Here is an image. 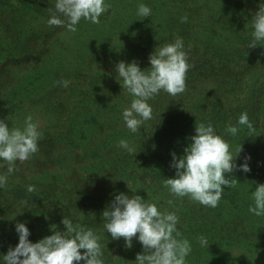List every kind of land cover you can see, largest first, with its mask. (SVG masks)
Segmentation results:
<instances>
[{"label": "trees", "instance_id": "trees-1", "mask_svg": "<svg viewBox=\"0 0 264 264\" xmlns=\"http://www.w3.org/2000/svg\"><path fill=\"white\" fill-rule=\"evenodd\" d=\"M22 3L16 7L10 0H0V49L10 51L0 61V108L10 95L6 87L13 86L22 76L28 78L30 71L37 75L42 66L37 59L43 51L50 50L45 39L43 46L31 42L33 34L41 30L47 32L44 35L47 37L63 28L50 26L52 29L48 32V25L41 29L36 27L41 17L49 18L48 9L53 7L54 0H23ZM162 4L168 9L161 18L143 23L138 38L124 41L119 47L113 45V48L92 51L86 63L74 73H57L50 78L39 98L51 105L54 119L50 129L42 132L38 152L28 161L15 162L16 170L8 177L11 183L8 192L4 187L0 188V214L10 216L4 218L9 224L25 222L32 242L50 235L54 228L64 231L62 219L66 216L74 226L84 225L96 231L105 253V264H134L136 254L143 251L142 245L135 237L130 248L125 247L123 238L113 240L103 228L102 212L119 192L147 199L154 197L160 210L174 211L179 217L177 228L181 236L178 238L191 237L196 242L203 239L208 241L206 248L209 249L212 246L210 242L224 246L233 241L227 237L224 239L221 233L236 229L233 232L238 235L241 232L244 238L236 239L240 244H237V249L242 254L238 253L234 259L239 264H258L259 258L250 259L248 255L254 253L253 247H264V216L253 219L245 215L247 212L240 206L234 215L233 226H229V218L224 220L215 215L217 210L211 211L212 207L197 206L196 201L187 196L172 194L165 180L175 173L169 166L171 153L175 152L177 156L183 153L190 143L189 137L194 134L195 124L200 122L211 123L217 133L229 141L233 153L241 144L242 151L238 153L236 162L241 163L250 156L249 173L264 179V45L249 48L251 17L258 10L260 0H162ZM184 16L188 18L186 22L181 20ZM24 20L28 22L26 32L21 33ZM19 34L23 35L22 39ZM176 36L183 38L188 62L192 65L186 75V89L176 96L164 91L154 96L149 100L153 118L146 120L137 133H130L124 126L121 113L133 97L122 91L125 89L122 81L121 84L118 82L120 78L114 71L117 62L114 59L135 60L144 70L150 67L148 58L155 47L172 42ZM6 38L9 41L2 43ZM91 49H94V44ZM94 60L101 70V75L95 74L94 77L107 80L99 87L102 95L90 94L92 98L86 102L75 98L70 103L67 100L69 93H77L78 87L87 85ZM62 79L70 81L68 87L56 83ZM5 108L2 110L9 107ZM68 112L73 114L72 118L65 116ZM244 112L248 114L252 127L238 125V134L232 136L226 131L227 126L229 123L237 124ZM94 113L99 116L94 131L97 135L90 134L84 141L78 139L77 150L74 147L67 153L63 151L64 138L69 136L77 114L84 117ZM121 138L133 144L136 152L130 154L118 148ZM59 158H64L69 164L70 178H62L63 174L50 170ZM91 158H97L98 171L96 175L91 173L89 176L98 177V182L84 176L86 161ZM29 163L39 177L29 178L32 170L27 166ZM2 168L5 172L6 165ZM232 173L226 174L231 176ZM40 177L44 179L39 180ZM29 185H33L35 190L29 192ZM10 239L11 236L6 242ZM197 264L215 263L205 261Z\"/></svg>", "mask_w": 264, "mask_h": 264}, {"label": "clouds", "instance_id": "clouds-1", "mask_svg": "<svg viewBox=\"0 0 264 264\" xmlns=\"http://www.w3.org/2000/svg\"><path fill=\"white\" fill-rule=\"evenodd\" d=\"M105 0H54L48 9L49 26L65 27L70 32L78 30L80 21L93 24L100 22V17L108 10ZM152 9L145 3L137 7V15L150 17ZM187 16L181 18L187 21ZM251 40L249 48L264 45V2L260 0L258 10L251 17ZM183 38H176L169 43L157 45L149 55L150 67L141 70L138 63L119 61L115 71L122 81L123 88L133 99L122 110L124 126L130 133H137L146 120L153 118V109L149 100L161 91L171 96L181 94L186 89V75L192 65L188 62L184 50ZM60 86L68 87L70 81H57ZM121 84V83H120ZM238 125L252 124L246 112L242 113L237 124H228L226 131L232 136L239 132ZM42 138L40 124L29 115L22 127H9L7 119H0V161L7 162L6 171L0 172V188L4 187L15 169L16 161H27L39 150L38 141ZM190 143L179 156L171 153L170 167L174 176L165 180L169 191L178 197H189L208 207H216L225 187H235L232 178L226 173L234 170L249 172L250 156L237 163L239 148L233 153L230 143L218 134L211 123L195 124ZM117 147L135 153L136 147L125 139L118 141ZM0 167L4 165L0 164ZM33 185L28 186L32 192ZM134 193V192H133ZM253 203L249 212L264 216V183L256 185L250 191ZM105 232L113 240L123 238L125 247L130 248L133 237L142 245L143 251L136 254L134 264H186L192 251L191 243L181 236L177 228L179 217L174 211L160 210L155 202L140 195L119 192L102 212ZM64 231L55 230L51 235L32 242L31 232L25 222L18 221L14 228L18 234V243L2 255L0 264H105L104 250L96 231L84 225H73L64 216ZM202 246L208 243L201 240ZM83 250V251H81Z\"/></svg>", "mask_w": 264, "mask_h": 264}, {"label": "rangeland", "instance_id": "rangeland-1", "mask_svg": "<svg viewBox=\"0 0 264 264\" xmlns=\"http://www.w3.org/2000/svg\"><path fill=\"white\" fill-rule=\"evenodd\" d=\"M10 1L16 7L18 5H23V3L21 4L23 0ZM105 2L109 7L108 10L100 17V22L98 24H93L82 19L77 25L78 30L76 32H70L65 27H63L57 33L49 34L47 37L44 36L47 32H40L41 30H38V32L33 34L31 42H35V44L39 43L38 45L42 44V46L47 43L50 50L48 49V51H43L41 56L37 59L38 63L42 64L40 69H38L40 72L36 73L37 75H33L30 71V76L28 78L22 76L20 77L19 81L16 80L15 83H13V86H10L11 88L8 86L6 87V90L10 92V95L6 97L7 103L0 108V119H7V123L10 128L22 127L25 118L31 115L34 120L39 122L41 132L46 129L49 130V125L54 119L53 108L50 104H48L47 100H41L39 95H42V91L46 89L50 78L57 73H59V75L74 73L75 69L86 63V59H89V56L92 55V51L98 52L101 50H106L108 48H113V45L119 47L121 46L120 43L124 41L131 42L133 37L138 38V36L142 33L141 26L143 23L145 24L151 19L155 20V18H161L162 14L165 13V9H168V6L162 4V0H105ZM140 3H145L151 9H153L150 17L143 18L137 15V7ZM16 13H19V11ZM27 23L28 22L26 20L23 21L24 30L21 33L26 32L25 26H27ZM47 25V19L44 16L41 17V19L36 23L37 29H41L42 26L45 28ZM47 28L48 32L52 29L49 25ZM18 36L20 39L23 38L22 34H19ZM57 38L58 40H56ZM15 39L17 41V36ZM44 39L45 43L43 42ZM106 40L109 42L105 43ZM6 41H9L8 38L4 39L2 43H5ZM92 43L94 44V49H91V45H93ZM109 52L110 51L107 52V55ZM9 53L10 51L6 49H0V61L6 58ZM112 56L113 54L110 55L106 61H109ZM114 60L117 61L116 63L119 62L117 59ZM98 65L99 64L97 61L92 64L91 77H89L85 88L84 86L83 88L78 87L79 92L69 93L67 100L71 101L70 103H72L75 98L78 101L82 99L86 102L88 99L92 98L90 94L95 95L97 93L102 95L103 91H100L99 87H101L102 83L107 80L103 79L102 77H94L95 74H97V76L101 75V70H99ZM48 76L50 77L48 78ZM92 81H94L93 84H91ZM122 91H124V93L127 92L125 90ZM3 107L9 108L8 110H2ZM80 115L81 114H77V119L72 122L73 127L68 134L69 136L64 138L63 151L66 153L72 151L74 147H76L78 139L79 141H84L90 136V134H96L94 131L97 128L95 124L99 119L98 114L94 113L91 116L88 115L84 117ZM65 116L72 118L73 114H69L68 112L65 114ZM81 135L84 136L81 137ZM77 149L78 148L76 147V150ZM0 164L7 166V162L4 161H0ZM90 165L92 168H90ZM27 166L32 167L31 172L28 174L29 178L33 179V177H39V173L34 171L32 164L29 163ZM85 166H87L85 168L86 172H84L85 178L87 179L90 177L93 181L98 182V177L95 176L94 178L89 176L91 173L94 175L97 174V158H91L89 161L87 160ZM70 169L71 168L69 164L64 158H62V160L59 158L57 164L55 166H51L50 168V170H54L59 174H63L62 178L71 177L72 173H70ZM91 169L92 171H90ZM1 172H3L2 167ZM232 174L233 175L231 176H228L227 174L225 175L226 178H232V182L234 183L235 187H232L229 190L225 189L222 195H226L227 197H221L218 205L214 208L212 207L211 209V211L217 210L215 215H220L219 217H222L224 220L229 218V226H233L232 224H234L235 221L234 215L236 212H238L240 206L243 211L245 210L247 212L245 215H250L253 219L259 217L250 213L248 210L249 203H253L250 191H254L257 184L264 183L263 178L260 177L259 179L258 176L253 177L249 172H239V170H235ZM43 179L44 177L39 178V180ZM44 182L47 181H42V183ZM58 182L60 181L58 180ZM10 185L11 183L7 181L6 185L4 186V189L7 192L8 188H10ZM241 197H244V200H241ZM146 198L147 197H145V199ZM230 199H240V201L231 202ZM148 200L152 202L157 201L154 197H150ZM186 200L188 199L186 198ZM199 204L201 203L196 202L197 206ZM5 217L10 216L0 214V260H2V255L7 254L10 247H14L18 243V234L14 228L15 224H9L8 221H4ZM232 218L233 223H231ZM233 231H236V229H228L226 231H222L221 233L224 239L227 237L233 241H230L224 246H216L215 243L210 242L212 246L209 249H207L205 246H202L201 240L196 242V240L193 241L191 237H188L187 240L191 243L192 248L197 250L191 251L193 253L187 257L186 264H197L205 261H208V263L213 261L215 264H239L234 258H236L238 253L242 254V252L240 249H237L238 243L236 239L242 240L244 236L241 234V232H239V236ZM228 234H231L232 237H230ZM9 236H11V239L10 241L6 242V239ZM253 251L254 253L248 255L249 258H259L260 262H258V264H264V247H253ZM210 252H212V256L210 255Z\"/></svg>", "mask_w": 264, "mask_h": 264}]
</instances>
